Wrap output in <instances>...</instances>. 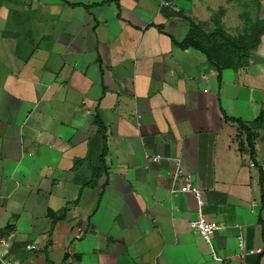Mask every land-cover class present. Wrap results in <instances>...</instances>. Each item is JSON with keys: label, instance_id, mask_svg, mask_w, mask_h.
I'll return each mask as SVG.
<instances>
[{"label": "crops", "instance_id": "1", "mask_svg": "<svg viewBox=\"0 0 264 264\" xmlns=\"http://www.w3.org/2000/svg\"><path fill=\"white\" fill-rule=\"evenodd\" d=\"M171 5L0 0V241L15 264H264V0ZM184 19L262 33L245 68L220 71L179 47ZM226 120L248 128L255 164ZM177 162L221 228L211 249L190 227L196 199L170 194Z\"/></svg>", "mask_w": 264, "mask_h": 264}, {"label": "trees", "instance_id": "2", "mask_svg": "<svg viewBox=\"0 0 264 264\" xmlns=\"http://www.w3.org/2000/svg\"><path fill=\"white\" fill-rule=\"evenodd\" d=\"M188 23V33L185 40L179 44L182 50L189 48L203 52L208 61L216 66L218 70L230 69L237 71L245 68L248 65V53L253 50L259 41V37L262 33L261 29H257L251 36L243 38L241 40H234L227 36L222 30L215 31L212 35H207L196 24L190 20L184 19ZM237 124L241 131L247 134V143L249 147V156L251 161L255 164L253 140L250 136L248 128L238 120H226ZM263 116L261 115L257 122H262ZM93 128L98 129V133L103 137V130L98 120L95 119L92 125ZM104 140V139H103ZM105 146H103V152L100 159L101 169L93 170L91 179L88 183V188H95L97 182L101 177L104 166ZM260 184H263V174H260ZM52 219L63 218L50 215Z\"/></svg>", "mask_w": 264, "mask_h": 264}, {"label": "built area", "instance_id": "3", "mask_svg": "<svg viewBox=\"0 0 264 264\" xmlns=\"http://www.w3.org/2000/svg\"><path fill=\"white\" fill-rule=\"evenodd\" d=\"M159 2V6L161 9H172L173 7L171 5V0H157ZM160 158H152L153 162H158ZM172 177V186L170 189V194L174 193H181V194H189L192 195L196 201H197V217L194 221L191 222V229L194 233L199 235L202 240L205 242V244L211 249L212 248V237L213 234L220 230V226L208 222L203 213V202L201 199L200 190L197 188V186L194 184V181L190 176L185 174L179 166V163H176V169L171 175ZM7 244L3 241H0V264H15L12 260L6 257V254L1 251L2 248H6ZM238 247L242 249L243 243L241 242V239L239 238ZM28 250H31V247H27ZM211 259L217 262H221L222 259L218 257L216 254H214L213 251H211L210 255Z\"/></svg>", "mask_w": 264, "mask_h": 264}]
</instances>
